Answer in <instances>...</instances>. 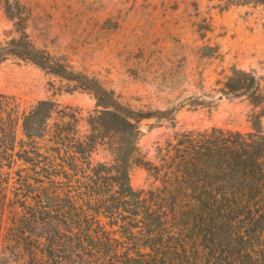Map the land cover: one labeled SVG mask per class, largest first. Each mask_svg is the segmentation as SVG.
Masks as SVG:
<instances>
[{
  "label": "trees",
  "instance_id": "trees-1",
  "mask_svg": "<svg viewBox=\"0 0 264 264\" xmlns=\"http://www.w3.org/2000/svg\"><path fill=\"white\" fill-rule=\"evenodd\" d=\"M11 5L19 37L0 46V58L15 55L73 78L33 47L19 29L21 5ZM255 85L235 71L222 92L240 96ZM92 90L108 107L90 119L83 140L52 102L19 113L0 94V264H264L261 113L247 133L174 131L156 146L155 187L135 191L129 174L140 160L143 113ZM109 133L120 135L113 164L92 166L90 155Z\"/></svg>",
  "mask_w": 264,
  "mask_h": 264
},
{
  "label": "rangeland",
  "instance_id": "rangeland-1",
  "mask_svg": "<svg viewBox=\"0 0 264 264\" xmlns=\"http://www.w3.org/2000/svg\"><path fill=\"white\" fill-rule=\"evenodd\" d=\"M17 1L19 29L50 65L73 78L6 55L0 58V94L11 98L19 113L39 101L52 102L71 115L80 140L90 135V119L108 107L94 88L143 113L136 139L140 160L129 174L135 191L155 187L149 167L157 164L156 146L174 131L247 133L259 112L264 133V0ZM12 2L0 0L2 47L19 37L17 20L9 14L15 12ZM235 71L256 83L240 96L222 92ZM169 111L174 125L171 113L155 118ZM17 135L22 139L20 129ZM118 142L119 134L105 135L90 155L91 165H112L111 147Z\"/></svg>",
  "mask_w": 264,
  "mask_h": 264
}]
</instances>
